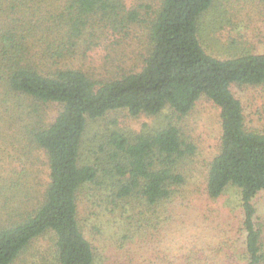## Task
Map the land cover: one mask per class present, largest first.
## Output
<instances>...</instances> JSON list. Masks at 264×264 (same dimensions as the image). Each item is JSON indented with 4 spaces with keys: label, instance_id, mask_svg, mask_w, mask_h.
I'll return each mask as SVG.
<instances>
[{
    "label": "trees",
    "instance_id": "1",
    "mask_svg": "<svg viewBox=\"0 0 264 264\" xmlns=\"http://www.w3.org/2000/svg\"><path fill=\"white\" fill-rule=\"evenodd\" d=\"M214 1L161 0L143 20L125 0H0V264H169L175 256L160 258L157 249L167 246L163 232L185 222L179 167L194 146L171 124L133 138L112 131L106 147L92 153L109 157L100 170L85 157L87 130L120 110L138 117L169 109L183 117L201 97L219 109L221 129L205 194L218 200L237 189L243 264H264L254 205L264 194V128L248 125L232 92L264 90V53L220 59L206 51L200 21ZM142 21L148 49L138 70L107 78L63 60L88 34L114 36ZM32 150L46 157L47 180L38 187L20 183L23 165L7 169L17 153ZM82 197L91 225L79 217ZM87 228L95 230L92 238ZM185 242L181 264H215L197 259V239Z\"/></svg>",
    "mask_w": 264,
    "mask_h": 264
},
{
    "label": "rangeland",
    "instance_id": "2",
    "mask_svg": "<svg viewBox=\"0 0 264 264\" xmlns=\"http://www.w3.org/2000/svg\"><path fill=\"white\" fill-rule=\"evenodd\" d=\"M160 1L125 0V4L129 9L138 8L144 20L158 9ZM200 29L203 47L217 58L226 59L243 52L264 53V0H215L211 9L201 18ZM147 34L143 21L129 25L126 30L114 36L108 32L98 39L97 35L90 39L88 34L86 38L89 41H79L78 51L73 48L74 54L66 55L63 60L69 62L72 67H79L96 76L107 78L131 69L138 70L148 49ZM232 92L243 105L248 125L258 130L263 129L264 90L234 86ZM47 113L48 117H51L55 113L54 107H50ZM170 124L176 125L184 139L194 146V153L186 157L179 167L186 177V183L181 188L182 203H179L185 222L175 225L171 233H162L165 240L168 239L164 241L167 243L166 248L161 245L157 249L162 252H159L160 258L170 253L175 258L166 256L169 264H181L185 252L182 244L185 245V239L189 237L197 239V242L193 243L197 259H213L215 264H243L244 235L238 230L241 215L237 189L228 188L218 200L208 199L204 191L208 167L219 152L221 136L219 109L206 97H201L183 117L175 115L169 109L157 116L138 117H131L124 110L110 112L103 118L89 123L87 140L92 147L88 148L89 152H86L85 157L88 162L97 161L99 169L102 170L106 167L109 157L107 158L105 153L94 156L92 153L100 144H103L102 148L106 147V137L110 132L119 131L133 138L141 132H152ZM99 152L101 151H97ZM13 164H21L24 167L20 181L23 185L32 186V183L36 182L38 187L46 182V157L43 153L36 150H32L30 154L28 151H22L17 153L15 163L8 160L7 169L16 171L17 167ZM100 175L102 176V171ZM88 205V201L82 197L79 202V217L81 220L84 218L87 225H91ZM254 205L257 221L263 231L264 247V194L255 197ZM87 229L88 236L92 238L95 230ZM38 246L44 247L42 243ZM215 247L222 249L219 256L215 253ZM152 259L155 262L154 256ZM160 263L168 264L162 259Z\"/></svg>",
    "mask_w": 264,
    "mask_h": 264
}]
</instances>
